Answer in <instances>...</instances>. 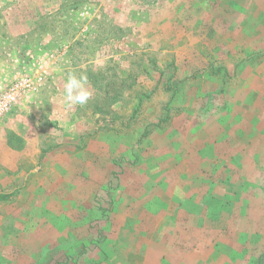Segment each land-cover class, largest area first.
<instances>
[{
	"label": "rangeland",
	"instance_id": "rangeland-1",
	"mask_svg": "<svg viewBox=\"0 0 264 264\" xmlns=\"http://www.w3.org/2000/svg\"><path fill=\"white\" fill-rule=\"evenodd\" d=\"M240 1L198 18L0 0V87L45 72L0 122V264H264V17ZM69 72L84 106L65 103ZM47 219L60 241L40 239Z\"/></svg>",
	"mask_w": 264,
	"mask_h": 264
},
{
	"label": "crops",
	"instance_id": "crops-1",
	"mask_svg": "<svg viewBox=\"0 0 264 264\" xmlns=\"http://www.w3.org/2000/svg\"><path fill=\"white\" fill-rule=\"evenodd\" d=\"M168 1L176 4L174 8L171 7V10H170L171 14L177 15L179 12V9L182 8L185 11H188L192 16L198 17V18L219 17V16L221 17L224 15V11L226 7H229L232 11L239 10V7L236 6V4L234 3L241 2L240 0H168ZM246 1L252 3V8L248 9V11L250 12L248 14V17L251 16V17H254V19L264 17V0H246ZM242 9L243 8H240L241 12H242ZM251 9H253V11H251ZM249 25L255 26V23H249ZM237 33H240V31ZM262 43L264 42H260V44ZM229 44H230V47L232 46L241 47L240 46L241 42H230ZM223 81H225V79ZM164 82L168 83L167 80ZM164 87L167 88V90L169 91L171 90V87H173V85L168 86V84L167 85L164 84ZM58 186L60 185L58 184ZM42 187L46 190L47 193H52V191L55 189L54 186H44L43 185ZM23 206H26V204H24ZM32 207H33V204H32ZM21 208H22L21 206L18 207L17 211L11 214L13 215L15 214V216H18V211H20ZM47 220L48 221L45 222L38 231L40 234V239L43 238V236L47 237L49 233H51L53 234V238L60 241V222H54L51 219H47ZM16 227H18V224H16ZM4 234H5L4 231H0V236H3Z\"/></svg>",
	"mask_w": 264,
	"mask_h": 264
},
{
	"label": "built area",
	"instance_id": "built-area-1",
	"mask_svg": "<svg viewBox=\"0 0 264 264\" xmlns=\"http://www.w3.org/2000/svg\"><path fill=\"white\" fill-rule=\"evenodd\" d=\"M45 82V72L21 71L0 87V122L14 107L38 93Z\"/></svg>",
	"mask_w": 264,
	"mask_h": 264
},
{
	"label": "clouds",
	"instance_id": "clouds-1",
	"mask_svg": "<svg viewBox=\"0 0 264 264\" xmlns=\"http://www.w3.org/2000/svg\"><path fill=\"white\" fill-rule=\"evenodd\" d=\"M88 78L86 75H77L69 72L64 83V100L69 108L80 105L84 106L88 103L92 96V92L88 88Z\"/></svg>",
	"mask_w": 264,
	"mask_h": 264
},
{
	"label": "trees",
	"instance_id": "trees-1",
	"mask_svg": "<svg viewBox=\"0 0 264 264\" xmlns=\"http://www.w3.org/2000/svg\"><path fill=\"white\" fill-rule=\"evenodd\" d=\"M164 84H167L166 82H164ZM262 258V257H261ZM261 262H262V259H260V262H259V264H261Z\"/></svg>",
	"mask_w": 264,
	"mask_h": 264
}]
</instances>
